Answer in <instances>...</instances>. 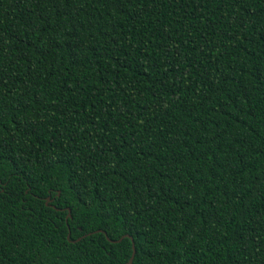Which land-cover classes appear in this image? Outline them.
Instances as JSON below:
<instances>
[{"label": "trees", "instance_id": "trees-1", "mask_svg": "<svg viewBox=\"0 0 264 264\" xmlns=\"http://www.w3.org/2000/svg\"><path fill=\"white\" fill-rule=\"evenodd\" d=\"M124 236L264 264V0H0V264H128Z\"/></svg>", "mask_w": 264, "mask_h": 264}, {"label": "water", "instance_id": "water-1", "mask_svg": "<svg viewBox=\"0 0 264 264\" xmlns=\"http://www.w3.org/2000/svg\"><path fill=\"white\" fill-rule=\"evenodd\" d=\"M59 195V193H57ZM46 201H49V198L46 199ZM53 207V206H52ZM54 208V207H53ZM97 232H101L100 230L97 231ZM90 234V233H89ZM88 234V235H89ZM124 237H129V236H124ZM131 239V242H132V254L128 260V264H131L132 263V260H133V257H134V253H135V248H134V243H133V240L131 237H129ZM121 240V238L117 241H111V242H119ZM76 241H79V238L76 240Z\"/></svg>", "mask_w": 264, "mask_h": 264}]
</instances>
